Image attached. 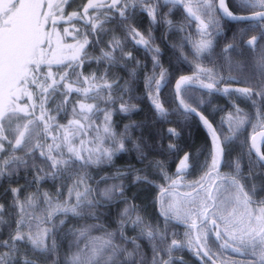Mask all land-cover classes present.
Listing matches in <instances>:
<instances>
[{
    "label": "snow or ice",
    "instance_id": "6c2138e0",
    "mask_svg": "<svg viewBox=\"0 0 264 264\" xmlns=\"http://www.w3.org/2000/svg\"><path fill=\"white\" fill-rule=\"evenodd\" d=\"M71 2L72 0H0V179L9 180L11 206L17 210L18 217L15 229L10 230L9 239L0 241V249L5 250L0 253V264H38L35 257H43L45 264H61L54 236L68 224L69 217L83 219L87 216L98 219L100 206L117 199H124L128 205L117 221V231L122 243L116 242L115 232L105 231L99 237L89 236L93 228L102 225L73 224L61 233L65 237H72L63 264H184L182 253L185 249L197 258L202 254L215 264L214 253L207 241L206 229L209 223L216 231L217 239L221 238L219 229L223 228V236L227 240L221 247L232 248L243 264H264V199H254L257 194V175L264 172V48L255 68V75L260 80L259 86L237 87L232 90L252 101L256 109L257 125L261 126V130L257 131V125H253V134L248 139L241 140V152L232 161V173L221 176L219 168L228 144L240 139L242 130L251 122V115L240 108L230 112L227 117L229 134L221 139L209 120L187 102L183 94L184 85L198 82L200 87L209 90V95L213 91L229 95L228 87L221 90L218 85L225 80L240 83L236 76L231 75L234 67L236 71H242V64L234 66L230 58V52L237 43L235 35L222 50L230 72L228 77L220 75L215 68L207 67L204 59L212 56V37L213 34H220L221 20L224 19L247 23L249 27L241 28V34L245 31L257 33L245 45L255 53L260 41L264 40V0H235L241 12L247 14L231 11L226 0H86L79 8L66 13L65 6H70ZM161 2L172 6L169 13L175 7H182L185 13L183 23L179 25H175L167 18L168 14H165L163 23L169 30L175 29L183 33L188 25L196 22L198 40H193L190 35L182 36L179 44L172 45L180 53L178 59L195 66L192 76H181L177 81L176 97L179 101L178 109H183L182 114L187 117L188 114L195 113L212 139L210 163L206 159L201 166L207 170L199 179L185 185L190 191H185L183 195H179L176 190L192 167L191 154L186 152L179 160L173 176L168 174L163 161L152 163L151 166L158 169L164 180L169 182L167 188L158 185L160 194L157 201L160 204L163 227H160L159 222L155 225L148 222L134 204H128L123 195V182L113 183L99 193L89 184L92 177L88 169L110 164L114 156L127 151L126 144L131 139V130L140 125L126 124L124 130L117 133L112 122V111L105 109L103 124L96 128L95 146H85L86 142L82 137L88 134L86 129L91 127L94 113L101 111L97 104L87 101L104 98L101 89H107V101L114 102L112 91L117 80L108 79L110 67H105L101 76H97L95 72L88 76L82 72H74L86 59H94L98 64L103 62L108 66L123 63L126 67V61L134 59L131 51L124 50L125 41L131 38L135 45L151 54L152 70L151 73L145 72V91L155 110V117L166 120L168 110L160 102L159 93L167 82L168 69L160 62L161 49L155 46L151 34L152 26L161 22ZM137 9L149 17L147 35L133 23ZM58 20H65L69 24L72 21L83 22L79 27L72 25L73 32L76 33L75 44L64 43L63 36L69 34V28H64L62 35L56 30ZM108 25L114 27L109 28ZM117 29L124 35H116ZM109 32L112 35L105 42L104 37ZM90 37L95 39L90 41ZM184 41L191 45V53L185 51ZM90 43L99 46L98 56H90L86 51ZM118 52L119 59L116 55ZM53 64L64 65V69L54 73L51 71ZM42 65H47L49 70L44 72ZM136 66H140L138 60ZM73 74L77 77L75 80L71 79ZM130 76H136V69L130 72ZM123 92H131L127 82L123 86ZM74 93L77 95L76 103L71 106L73 118L67 125H57L54 129L56 117L50 114L52 109L48 107L49 102L59 94L62 99L56 101V111L66 112ZM119 99L121 113L128 114L137 109V105L131 102V96L125 100L122 94ZM201 103L204 101L201 100ZM168 133L172 137L179 136L174 128H169ZM77 135L81 136L79 146L74 142ZM49 137L51 143H48ZM132 145L139 154L138 158L144 159L140 143L132 140ZM175 148L174 143H169L170 151ZM245 160L248 164L247 175L243 171ZM20 169L25 170L26 176L28 170H31L33 180L29 181V186L34 183L37 189L27 192L23 198L20 186L11 187V178L18 175ZM129 171L135 172L133 183L154 184L147 174L141 175L140 170ZM128 174V171L117 169L114 176H102L100 180H116ZM45 179L63 182L57 188V197L67 184V199L54 203L50 193H40V181ZM218 179L226 181V184L215 183ZM248 181L252 182L250 188ZM260 183L264 187V178ZM221 189L226 194L221 193ZM165 192L172 196L166 206ZM41 196L51 210L46 217L40 219L35 229L29 224L25 230V217ZM253 204L256 205L255 208L252 207ZM5 211V205L0 204V225L7 224L11 229L12 214L9 213L8 219H5ZM61 214L64 218L56 223L54 218ZM171 221L185 225L183 239L179 238L177 232H169ZM41 224L49 226L41 227ZM129 224L133 229L139 230L131 238L125 234V228ZM50 236L53 238L49 245L47 241ZM86 237V242L80 247L82 238ZM140 239L147 240L151 248L150 261L138 243ZM129 243L132 245L131 250L127 247ZM73 244L76 251H71Z\"/></svg>",
    "mask_w": 264,
    "mask_h": 264
},
{
    "label": "trees",
    "instance_id": "16d2710c",
    "mask_svg": "<svg viewBox=\"0 0 264 264\" xmlns=\"http://www.w3.org/2000/svg\"><path fill=\"white\" fill-rule=\"evenodd\" d=\"M81 6V5H80ZM78 6L77 8H79ZM171 5H164L162 2L159 4V18L161 22L152 26L151 34L155 42V46H158L160 51V62L164 68L168 69V78L167 82L161 88L159 93L160 102L168 110L167 119H158L155 117V110L151 101L148 98V93L145 91V72L151 73L152 70V57L143 47L135 45L134 41L131 38H128L124 44L125 52L131 51L134 59L126 61L127 66L125 67L123 63H117L114 66L105 65L103 62L97 63L96 60L86 59L82 66L76 67L75 73H83L85 76L96 73L97 76L104 74V68L110 67L108 72V79L111 81L113 79L117 80V83L113 85L112 97L114 102L107 101V89H101V95L104 98H97L95 100H88V103H95L99 106L101 111L95 112L93 115V122L91 127L87 128V135H84L83 140L86 139L87 145H94V137L96 136V128L102 126L104 120V110L108 109L112 111V122L114 130L117 133H120L124 130V125L126 124H136L140 125L131 130V139L127 142L126 147L127 151L120 152L114 156L113 161L108 164H102L99 167L93 166L88 169V172L92 179L89 181V184L96 189L97 193L101 186L109 182H115L117 184L123 182L124 185V198L127 199L128 204H134L137 208V211L145 217V219L155 225L159 222L160 227H163V217L160 215V204L157 201V196L160 194L159 186L167 188V184L164 180V177L160 174L158 169H154L151 165L157 160L163 161L164 166L170 176H173L176 173V168L179 163V160L184 156V154H191V163L192 167L189 168L188 172L185 174L183 183L177 188V193L183 195L185 191H190L185 187L186 184L191 183L194 180H197L204 174L206 168L201 166L205 164L206 159L210 163V153L212 149V139L207 130V128L195 117L191 115H183L182 111L178 109L176 98L174 94L175 83L179 80L181 76H192L195 71V66L192 63L178 59L180 53L177 49L173 48V44H179L181 42L182 36H191L193 40H198L199 36L196 34V22L193 21L190 25L185 28L183 33L176 31L175 29L169 30L167 25L163 23V18L165 14H168V19L172 20L175 25H179L184 21V10L182 7L172 8V11L169 13V8ZM73 8L72 4L70 6H65L66 13L77 9ZM235 12H237L234 9ZM83 22L82 21H72L71 24L66 21H58L56 25V30L63 35V29L69 28V34L63 36V41L66 44H75L76 43V33L73 32L72 25L79 27ZM134 25L138 28L139 31L145 35L149 32L150 20L146 13L140 12L139 9L136 10V15L133 21ZM109 28L114 27V25H108ZM116 35L123 36L124 33L117 29ZM112 32H109L107 36L104 37L105 42L111 37ZM94 37H90V41L94 40ZM185 51L191 53V45L187 41H184ZM86 51L90 56H98L100 54L99 46H93L91 43L87 47ZM117 57L119 59L120 53L118 52ZM191 58V57H190ZM140 62V66L137 68L136 61ZM204 64L212 68L210 62V57L204 59ZM44 72L49 70L47 65H42ZM64 69V65H51V71L56 73L58 70ZM136 69V76L131 77L130 72ZM69 71H72L69 69ZM157 73L159 69L156 70ZM77 77L75 74L71 76L72 80H75ZM82 79V78H81ZM206 80V78H205ZM128 83L131 88L130 93L123 92V86L125 83ZM197 84L199 83H192ZM219 86V85H218ZM220 88V86H219ZM199 95V103L195 107L199 112H201L212 125H214L218 130H222L224 135L228 133V122L227 117L230 112H235L236 108H240L243 112L249 113L252 117L251 122L242 130L240 139L234 140L228 144L227 148L228 155L238 154L241 152V140H246L253 133V125H257L256 120V109L254 108L252 101L246 99L243 96L235 93L234 91L230 92L229 95L220 94L215 100L212 101V94L209 95L208 89L203 91L196 90ZM123 94L125 100L129 99L131 96L133 99L132 103L137 105V109L131 113L124 114L120 112V96ZM76 95L70 98L71 103L69 104L67 111H56V101L62 99V97L57 94L53 101L49 102L48 107L52 109L51 115L56 117L55 122L53 123V128L55 129L57 125H67L68 121L72 119L71 106L76 103ZM83 99V97H81ZM201 100L204 103H201ZM214 106H218L221 109L212 110ZM178 109V110H177ZM78 110V109H77ZM220 111V112H219ZM169 128L176 129L179 132L178 137H172L168 133ZM261 128L260 125H257V129ZM256 129V130H257ZM81 140V136L78 137V141ZM132 140H137L144 154V159L138 158V152L133 148ZM48 143H51V138H48ZM169 143H174L176 148L174 150H169ZM107 145V142H105ZM226 148V149H227ZM240 148V149H239ZM239 150V151H238ZM39 156V154L37 153ZM247 160L244 161L243 171L245 175L248 172ZM117 169L128 171L129 174L120 179L112 180L108 179L107 181H101L100 178L112 177L115 175ZM129 170H140V174H147L151 180L154 181V184H145L143 182L133 183L134 171ZM223 172L234 171L232 161H228L223 165ZM231 172V173H232ZM228 174V173H227ZM11 187L20 186L22 188L21 198L29 192L36 191V185L33 183L29 186V181L33 180V174L31 170H28L27 176L25 175V170L20 169L18 175H14L12 178ZM97 181H100L97 184ZM63 183L62 181H53L51 179H45L40 181L39 191L40 193L48 192L51 194L53 202L57 200L63 201L68 197V187L67 184L62 189L61 194L57 197V188ZM70 183V182H69ZM208 187V185H206ZM7 190V191H6ZM203 195V193H201ZM195 195V193H193ZM170 195L164 193V203L165 206L169 202ZM74 200V197H73ZM0 204L5 205V219H8L9 213H11V229L7 224L0 225V241H5L9 239L10 230H14L16 227L17 210L12 207V196L10 192V185L8 178L0 179ZM128 206L125 204L124 199H117L114 202L108 203L106 205H101L99 211L97 212L98 219H93L90 217H84L83 219H77L69 217V222L64 226V228L57 231L54 238L57 241L60 253L61 264L66 254L69 252V242L72 240V237H65L61 233L66 231L67 227L72 226L73 224L77 226L84 225H102V227L93 228L89 233L90 237H99L105 231L115 232L116 233V242L122 243L119 238V232L117 231L118 224L117 221L120 218V213L123 209ZM49 206L44 202L43 196L37 202L35 207L29 209L28 214L25 217L26 223L24 229L27 230L28 225L31 224L35 229L36 225L40 222L42 217H46L48 211H50ZM135 215V214H133ZM63 215H58L54 219L56 223H59L60 219H63ZM171 227L169 232H177L179 238L184 235V230L181 228L180 224L176 221H171ZM41 227H47V224H41ZM138 229H133L129 224L125 228V234L131 238L138 234ZM53 237H49L48 244L50 245ZM86 238H82L80 242V247H83L86 242ZM138 243L141 244L143 252L146 254L148 260H151L152 252L151 248L145 239L138 240ZM129 250H131L132 245L129 243L127 245ZM5 251L0 249V253ZM71 251H76L75 244L72 245ZM38 260V264H45L43 257H35Z\"/></svg>",
    "mask_w": 264,
    "mask_h": 264
},
{
    "label": "flooded vegetation",
    "instance_id": "af4514ba",
    "mask_svg": "<svg viewBox=\"0 0 264 264\" xmlns=\"http://www.w3.org/2000/svg\"><path fill=\"white\" fill-rule=\"evenodd\" d=\"M226 3L229 9L233 11L234 13L247 14V13H242L239 10L240 8L236 6L235 0H227ZM234 9L237 12H235ZM248 27L249 25L247 23H233V22H229L224 19V20H221L222 31L220 32V34L219 35L213 34V37H212L213 38V49H212V56L210 57L212 68L217 69L219 74L224 77H228L230 75L227 61L225 59V56L222 50L226 43L232 41V38L234 35L236 36L237 43L234 49L231 50L230 52V58L234 66L237 63L242 64V71H236L234 67L233 71L231 72V75L236 76V78L240 81V83H233L227 80L222 81L219 84L221 90L224 89L225 87H228L230 89V92H232V90L237 87L253 86L252 84H248L245 81H251V82L260 81L259 78L255 75V68H256L255 64L261 54L262 48H264V40L260 41L255 53L250 51L245 46L246 42L252 35H256L257 33L254 31H245L243 34L240 33L241 28L247 29ZM196 30H197V27H196ZM192 85L194 86H186V87H191L194 90H200V91L204 90V88L200 87L197 84H192ZM186 87H184V89H186ZM220 94H222V91L221 92L213 91L212 101L215 100L217 96H221ZM219 109L221 108L218 106H214L212 108V110L214 111L219 110ZM212 126L217 130V133L221 135V139H223L224 132L220 129L218 130L214 125ZM226 151H228V148L226 149ZM226 151H225L222 163L219 168V172L221 176L226 175L227 173L230 174L232 172V171H228L227 173L223 172L222 170L223 165L228 161L235 160L236 157L240 155V153L236 155L235 154L228 155L229 152L226 153ZM258 174L259 176L257 175V180H256L257 194L254 197L256 201L264 199V187H261V183H260L261 179L264 178V172H260ZM215 183L221 184V183H226V181H222L218 179L215 181ZM247 183L250 188L252 182L248 181ZM252 207L255 208L256 205L253 204ZM180 226L185 232V225L180 224ZM219 231L221 232L222 235H221V238L217 239L216 231L212 229V225L210 223L208 224V227L206 229L208 247L214 253L215 264H243V261L241 260V258L235 252H233L232 248L221 247L225 243V240H227V237L223 236L222 227L219 229ZM183 238H184V235L180 239H183ZM182 256H183L184 264H213V260L209 259L208 257H204L201 254V257L197 258V256L193 255V253L188 251L187 249L183 251Z\"/></svg>",
    "mask_w": 264,
    "mask_h": 264
},
{
    "label": "rangeland",
    "instance_id": "374dc122",
    "mask_svg": "<svg viewBox=\"0 0 264 264\" xmlns=\"http://www.w3.org/2000/svg\"><path fill=\"white\" fill-rule=\"evenodd\" d=\"M83 3H86V0H72V2L70 3V5L72 4L73 8H77L78 6L82 5ZM241 11V9H239ZM58 21H65V20H58ZM54 46V45H53ZM256 65V64H255ZM246 82V81H245ZM248 84H252L253 86H259L260 81H247ZM184 98L187 100V102H189L193 107H195L196 105H198L199 103V95L197 94V92L194 89H185L184 91ZM62 134V133H61ZM78 137L79 135H77L74 139V142L77 146L80 145V141H78ZM84 141L86 142L85 146L87 145V141L86 139H84ZM91 146H95V141H94V145ZM106 146V144L104 145ZM37 157L39 158V156L37 155ZM115 183V182H113ZM112 182H109L107 184H104L103 186H101L98 190V193L103 190L104 188H106L107 186L113 184ZM226 184V183H225ZM211 185H208V187H210ZM221 193H224V189H221ZM226 194V193H224ZM222 198V197H221ZM172 200V196L169 197V202Z\"/></svg>",
    "mask_w": 264,
    "mask_h": 264
},
{
    "label": "water",
    "instance_id": "95a60500",
    "mask_svg": "<svg viewBox=\"0 0 264 264\" xmlns=\"http://www.w3.org/2000/svg\"><path fill=\"white\" fill-rule=\"evenodd\" d=\"M226 2H227V0H226ZM225 20H227V19H225ZM227 21H229V20H227ZM229 22H233V23H241V22H238V21H229ZM176 83H177V82H176ZM185 86H194V85L189 84V85H184L183 87H185ZM174 94H175L176 103H177V106H178V105H179V101L177 100V97H176V84H175V87H174ZM180 111L183 112V109L180 108ZM201 114H202V113H201ZM189 115H191V116L197 118V119L200 121L199 117L196 116L195 113H191V114H189ZM200 122H201V121H200ZM201 123H202V122H201ZM202 124H203V123H202ZM260 130H261V129H259L258 131H260Z\"/></svg>",
    "mask_w": 264,
    "mask_h": 264
},
{
    "label": "bare ground",
    "instance_id": "6f19581e",
    "mask_svg": "<svg viewBox=\"0 0 264 264\" xmlns=\"http://www.w3.org/2000/svg\"><path fill=\"white\" fill-rule=\"evenodd\" d=\"M239 11V10H238ZM221 64V63H220ZM247 167V166H246ZM248 168V167H247ZM258 176H259V174H258ZM263 176V175H262Z\"/></svg>",
    "mask_w": 264,
    "mask_h": 264
}]
</instances>
